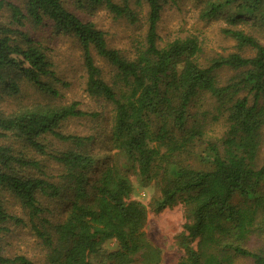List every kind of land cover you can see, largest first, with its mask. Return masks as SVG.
I'll use <instances>...</instances> for the list:
<instances>
[{
	"label": "trees",
	"instance_id": "trees-1",
	"mask_svg": "<svg viewBox=\"0 0 264 264\" xmlns=\"http://www.w3.org/2000/svg\"><path fill=\"white\" fill-rule=\"evenodd\" d=\"M69 1L0 0V14L10 13L9 23L0 25V99L17 98L26 86L58 95L47 81L57 78L48 46L26 29L48 25L82 48L86 91L113 107L115 152L98 158L87 148L94 137L58 130L70 118L98 117L77 101L0 108V139L7 142L0 145V194L12 193L26 216L12 214L0 199V241L9 224L29 225L47 248L43 263L0 254V264H160L161 250L144 230L147 205L132 198L131 175L158 190L150 203L154 212L184 205L178 236L184 252L177 264H264V42L237 26L250 24L264 34V0H203L199 18L226 20L222 34L236 48L205 62L197 35L160 45L162 12L174 0ZM74 5H104L116 17L146 25L133 55L110 47L106 33ZM94 52L111 67L108 80ZM225 69L233 72L222 83L219 72ZM205 94L215 118L224 121L219 138L205 130ZM46 134L73 146L51 151ZM15 140L54 159L61 171H44ZM64 196L70 205L55 221L51 204Z\"/></svg>",
	"mask_w": 264,
	"mask_h": 264
},
{
	"label": "rangeland",
	"instance_id": "rangeland-1",
	"mask_svg": "<svg viewBox=\"0 0 264 264\" xmlns=\"http://www.w3.org/2000/svg\"><path fill=\"white\" fill-rule=\"evenodd\" d=\"M6 1L18 5L21 3V0ZM114 1L120 2V0ZM203 7V0H174L173 3L170 2L166 5L158 26L161 37L160 45H165L177 36L194 34L201 39L203 44L204 51L200 56L201 62H205L209 56L235 51V42L222 34L221 29L227 25L226 20L222 18L210 21L200 19L199 12ZM73 9L84 19L95 22L97 27L106 33L109 46L120 50L126 56L133 55L134 44L144 37L146 25L141 24V22L132 24L125 18L116 17L104 5L85 6L84 8H78L74 5ZM145 13L146 7H143L141 16ZM9 15L7 9L0 14V25L9 23ZM142 21H145L144 18H142ZM237 26L255 35H261V40L264 42V34H261L256 26L245 23H240ZM26 29L42 39L44 44L48 46L49 57L56 63L54 77L57 78H49L47 81L53 84L59 93L57 96H50L37 90L34 86H26L17 98L4 97L0 99V108L10 112L13 109L23 107L47 104L66 105L77 101L82 110L89 113H98V117L70 118L63 121L58 130L66 134L94 137L93 143L91 141L87 148L98 158H104L114 153L115 150L111 147L109 132L113 107L109 102L94 97L86 91L87 74L83 66V50L80 45L68 35H57L53 28L48 25L33 27L27 24ZM245 53L249 54V51L245 50ZM95 57L98 65L103 69V76L108 80L113 72L111 67L101 58L96 55ZM232 72L228 69L219 72L221 82H226ZM209 101V95L205 94L203 96V103L205 104L203 105L208 108V113L204 116L205 130L209 136L219 138L225 131L224 121L221 117L215 118V112L213 107L209 105ZM262 102L264 103V97ZM43 138L51 151L66 150L73 146L70 143L58 140L50 134L44 135ZM5 143H7L6 140L0 139V145ZM13 143L18 149H26L30 158L38 160L40 167L49 174L58 175L61 171L58 163L48 155L26 148L28 146L20 141L15 140ZM37 170L36 167H30V172H38ZM131 179L135 185L132 198L147 205L148 213L144 230L147 238L161 250L160 264H177L184 252L178 244V236L184 230L186 221L184 205L178 203L156 213L152 210L150 203L151 199L159 194L158 190L153 185L142 187L134 175H131ZM0 199L7 205L9 212L23 218L26 217L21 203L15 199L12 193L3 191L0 194ZM68 205H70V201L66 196L58 198L51 204L50 209L52 212L49 216L55 221L64 218ZM8 226L11 230L1 235V255H24L35 262H45L47 248L29 225L9 224ZM237 264L249 263L241 260Z\"/></svg>",
	"mask_w": 264,
	"mask_h": 264
}]
</instances>
